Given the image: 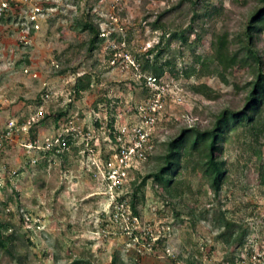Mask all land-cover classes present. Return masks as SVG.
I'll return each instance as SVG.
<instances>
[{
  "label": "rangeland",
  "instance_id": "obj_1",
  "mask_svg": "<svg viewBox=\"0 0 264 264\" xmlns=\"http://www.w3.org/2000/svg\"><path fill=\"white\" fill-rule=\"evenodd\" d=\"M174 1L0 0V129L30 121L27 133L0 143V222L10 223L16 235L11 255L0 251V264H111L114 256L115 264H237L246 243L262 249L264 135L254 144L243 128L229 133L220 154L227 173L218 193L196 152L181 162L171 184L154 181L169 140L184 128H209L221 109L242 105L245 93L234 82L244 83L246 70L236 68L224 83L198 62L211 54L210 33L191 48L172 42L159 60L174 62L159 78L161 102L147 156L129 170V200L139 188L140 232L159 240L137 253L116 229L102 233L109 202L93 163L106 157L110 133L139 122L137 108L148 100L144 77L152 76L141 71L140 56L161 38L146 16ZM243 1L213 0L221 12L210 30L237 29L254 4ZM186 8L176 18L183 27L190 19ZM87 14L105 39L94 51L77 25ZM194 39L192 34L189 41ZM83 74L91 85L76 98L72 87ZM200 86L211 99L196 93ZM59 110L63 115L54 122ZM40 111L43 117L36 116ZM59 135L65 148L46 149ZM21 212L30 215V229ZM224 222L231 227H221ZM140 241L145 244V237Z\"/></svg>",
  "mask_w": 264,
  "mask_h": 264
},
{
  "label": "trees",
  "instance_id": "obj_2",
  "mask_svg": "<svg viewBox=\"0 0 264 264\" xmlns=\"http://www.w3.org/2000/svg\"><path fill=\"white\" fill-rule=\"evenodd\" d=\"M253 3L252 8L241 19L237 29L232 32L223 29L214 34L210 30L211 21L218 17L221 12L213 0H176L157 14L146 16L147 18L153 17L148 25L153 31H160L161 38L157 44L140 56L142 72L148 71L153 77L159 79L164 74L165 67L171 69L173 65V60H166L164 64L159 61L168 51L172 42L178 41L181 45L191 48L199 43L205 34L210 33L212 35L211 54L202 61L198 58L202 70L217 75L224 83H228L227 76H232V72L236 68L246 70L245 72L249 76L241 85L236 81L234 82L235 89L245 93L240 107H224L215 115L209 128L202 129L196 125L184 128L175 138L166 143V152L159 158L162 165L154 174L156 183L171 184L173 177L181 168V162L186 157L192 156V152H196L201 169L208 177L210 189L214 193H218L227 173L225 160L220 154L229 133L237 128H243L251 138L252 143H260V139L264 135L262 119L264 107V0H253ZM184 7H187L186 9L190 14L186 27H183V24L177 22L176 19L183 14ZM77 25L81 32H87L89 35V50L94 51L99 48L105 40L99 24L95 23L92 17L87 14L81 16ZM192 34L196 36V39L190 42L189 39ZM145 79L144 77V83ZM90 85L91 77L88 74L78 76L72 87L74 96L80 98ZM194 90L209 99L212 98L207 92L206 86L194 87ZM62 113L63 111L59 110L54 115V122H58L63 115ZM113 123L112 119L109 124L111 131ZM190 134L192 138L188 150L186 144ZM110 136L113 139L112 133ZM261 179V183L264 184L263 170H261ZM143 185L144 181L141 186ZM138 189L136 188L132 193L130 200L135 214H137L135 206ZM221 227L230 228L231 224L224 222ZM9 230L10 233L6 234ZM221 237H225V234H222ZM15 240L16 235L12 231V225L0 222V251L11 255V245ZM238 242L241 243V241ZM81 263V261H74L71 264ZM115 263L116 256L112 258L111 264Z\"/></svg>",
  "mask_w": 264,
  "mask_h": 264
},
{
  "label": "built area",
  "instance_id": "obj_3",
  "mask_svg": "<svg viewBox=\"0 0 264 264\" xmlns=\"http://www.w3.org/2000/svg\"><path fill=\"white\" fill-rule=\"evenodd\" d=\"M3 7L5 8L4 4L1 5L0 11ZM145 78L148 100L147 104L137 108L139 122L130 126L124 125L118 129L111 140V146L106 157L103 160L99 159L98 163H93L96 174L100 175L101 184L104 186L103 194L109 202V209L106 212L107 219L104 220L102 233L105 235L110 233V228L112 230L116 229L119 236H126L131 241L130 245L134 247L133 249L137 253H141L142 249L145 250L146 247L151 248L150 244L159 240L148 231L140 232V218L133 212L126 190L129 184V170L133 168L134 163L143 161L147 156V151L150 148L149 130L154 127L159 115L158 109L161 102L162 86L159 79L153 76H145ZM43 115L40 111L36 116L43 117ZM29 129L30 121L21 126H16L14 122L10 121L4 129H0V143L12 141L15 133H27ZM65 146V138L59 135L53 142L47 144L46 149L58 151L60 148H65ZM7 212H10V210L7 209ZM21 213L25 229H30L32 227L30 225L32 221L30 215L24 212ZM141 237H145V244L141 243ZM262 244L263 250L249 243L244 244L245 253L237 259V264H264V242Z\"/></svg>",
  "mask_w": 264,
  "mask_h": 264
}]
</instances>
